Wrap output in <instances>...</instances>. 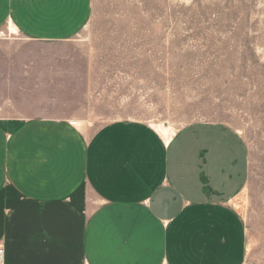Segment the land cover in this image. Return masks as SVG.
Instances as JSON below:
<instances>
[{
    "label": "crops",
    "instance_id": "obj_1",
    "mask_svg": "<svg viewBox=\"0 0 264 264\" xmlns=\"http://www.w3.org/2000/svg\"><path fill=\"white\" fill-rule=\"evenodd\" d=\"M94 0H0L3 264H248L245 149L213 124L86 131ZM14 28V30H13ZM13 30V31H12Z\"/></svg>",
    "mask_w": 264,
    "mask_h": 264
},
{
    "label": "rangeland",
    "instance_id": "obj_2",
    "mask_svg": "<svg viewBox=\"0 0 264 264\" xmlns=\"http://www.w3.org/2000/svg\"><path fill=\"white\" fill-rule=\"evenodd\" d=\"M77 42L90 70L86 131L136 120L167 140L206 124L240 139L247 187L233 205L248 264H264V0H94Z\"/></svg>",
    "mask_w": 264,
    "mask_h": 264
},
{
    "label": "built area",
    "instance_id": "obj_3",
    "mask_svg": "<svg viewBox=\"0 0 264 264\" xmlns=\"http://www.w3.org/2000/svg\"><path fill=\"white\" fill-rule=\"evenodd\" d=\"M5 259V249L3 246L0 245V264L4 263Z\"/></svg>",
    "mask_w": 264,
    "mask_h": 264
}]
</instances>
